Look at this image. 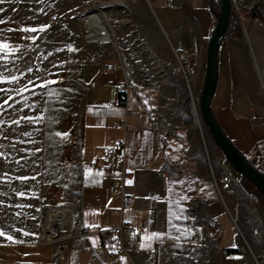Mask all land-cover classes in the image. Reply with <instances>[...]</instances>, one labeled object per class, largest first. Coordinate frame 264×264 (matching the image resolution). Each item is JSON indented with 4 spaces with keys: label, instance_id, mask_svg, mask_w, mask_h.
Returning a JSON list of instances; mask_svg holds the SVG:
<instances>
[{
    "label": "crops",
    "instance_id": "0c3cea01",
    "mask_svg": "<svg viewBox=\"0 0 264 264\" xmlns=\"http://www.w3.org/2000/svg\"><path fill=\"white\" fill-rule=\"evenodd\" d=\"M167 1L147 0L152 13L144 9L150 33L154 31L158 35L159 46L158 50L157 43L148 40L156 62L145 74L168 76L174 69L176 49L184 58L193 59L194 42H197V59L193 64L198 67V80L204 81L209 25L204 20L198 31L196 20L187 15L193 27L192 34L187 23L183 26L179 23V12L189 0H169L171 8L177 9L175 15H166V18L163 12ZM137 2L122 10L145 8ZM4 8H0V20L4 21L0 29L12 24ZM155 9L161 12V18L157 17ZM173 19L178 20L175 28L172 27ZM162 23L172 31L175 45L158 33V24L163 26ZM120 26L117 33L121 31ZM117 43L122 47L120 39ZM96 54V67L88 68V58L82 69L90 78L75 142L55 161L54 178L48 182L56 195V203L78 209V229L83 239L72 242L58 254L57 247L36 243L39 223L28 231H10L0 223L3 233L0 235V264H173L179 260L188 263L187 253L200 254L210 246L218 247L220 264H249L243 244L250 251V243L257 245L254 251L261 248L260 240L264 242L261 194L235 173L231 188L219 190L218 195L214 181L230 169V165L215 144L209 145L186 117L180 116L179 100L168 95L175 89L168 83L157 86L137 82L133 75L140 67L136 59L125 52L115 56L110 51L96 50ZM227 58L230 84L222 89L221 95L216 84L211 111L236 149L264 175V109L249 117V121L242 114L231 84L233 61L229 54ZM110 65L116 66L115 72L105 70ZM120 90L126 97V109L123 105H114ZM121 143L125 147V166L136 171L135 197L126 207L122 206L119 196L109 193V188L121 177V170L108 167L107 160L111 151L113 159L118 157L117 146ZM72 147L80 153V164L61 166ZM94 162L100 166L93 167ZM41 189L36 192L39 212L44 202ZM120 225L128 226L121 232L120 244L124 252L113 259L111 254L119 245L113 231ZM256 227L259 236L252 233ZM133 229L138 230L137 235L132 233ZM25 232L29 235H24ZM8 236L17 242L9 241ZM240 239L243 244L239 243ZM232 248L241 255L226 257L225 250ZM252 255L264 260V248Z\"/></svg>",
    "mask_w": 264,
    "mask_h": 264
},
{
    "label": "rangeland",
    "instance_id": "374dc122",
    "mask_svg": "<svg viewBox=\"0 0 264 264\" xmlns=\"http://www.w3.org/2000/svg\"><path fill=\"white\" fill-rule=\"evenodd\" d=\"M131 3L130 0H3L0 3V8L7 9L6 17L12 18L11 26L0 29V45H7L6 50L0 51V223L8 230H32L40 221L36 192L50 184L55 161L75 142L90 78L82 73L84 62L89 58L88 68L94 69L98 57L96 50L110 51L116 56L111 47L98 46L97 49L83 45L81 18L93 5L120 18L121 31L118 30L116 40L120 39L123 45L120 47L117 43V48L120 54L125 52L138 62L140 69L133 78L142 84L162 86L168 83L172 86L175 90L168 95L179 100L180 116L186 117L199 137L214 145L198 112L203 80H198V67L193 64L197 59V42H194V60L187 57L195 69L189 86L183 78H173L170 74H145L156 62L148 40L155 44L158 35L154 31L150 33L145 18L144 9L152 13L147 0L137 2L145 8L122 10ZM231 3L233 29L219 47L217 88L221 95L230 82L229 54L233 61L231 84L235 101L249 121V117L264 109V0H231ZM176 9L175 6L166 8L163 15L166 18L175 15ZM155 13L161 18L159 10L155 9ZM179 15L180 25L187 23L192 34L188 16L196 20L198 31L206 20L209 38L215 23L207 0H189ZM52 16H57L55 22L49 20ZM177 22V19L172 20L173 28ZM28 28L37 31H23ZM158 30L165 40L175 45L173 33L166 25L158 24ZM23 32L29 34L27 42L20 38ZM175 52L174 68L179 64L178 58L185 59L178 49ZM192 104L201 129L194 124ZM221 124L224 126V122ZM260 241L261 248L253 251L257 245L250 243V251L240 239L249 264H264L263 259L252 255L264 248V242ZM185 259L189 262L179 260L173 264H220V252L217 246H210L194 258L187 256Z\"/></svg>",
    "mask_w": 264,
    "mask_h": 264
},
{
    "label": "built area",
    "instance_id": "2783aa9c",
    "mask_svg": "<svg viewBox=\"0 0 264 264\" xmlns=\"http://www.w3.org/2000/svg\"><path fill=\"white\" fill-rule=\"evenodd\" d=\"M136 1L137 0H130L132 3ZM165 7H171V2L169 0L166 2ZM49 20L51 22H55L57 20V16H52ZM120 24V18L112 16L103 8L93 5L91 10L84 14L81 18L83 45L86 47L108 46L111 47L116 56H118L119 51L116 44V35L117 28ZM20 38L27 42L29 34L23 32L20 34ZM105 70L115 72L116 66H107ZM194 75L195 69L187 58L183 61L179 60V64L170 72V76L172 77L179 76L183 78L188 86ZM119 92L120 96L114 105H123L126 109V97L123 95L124 91L120 90ZM123 124L125 126V121H123ZM131 130L137 131L140 129L131 128ZM117 149L119 151L118 157L113 159V152L111 151L108 156L107 166L119 168L121 170V177L109 188V193L111 195L119 196L122 201V206L126 207L132 204L135 197L136 171L135 169L125 166L124 144H119ZM78 164H80V153L77 148L72 147L68 157L61 162V166L69 167ZM92 166L98 167L100 165L99 163L94 162L92 163ZM234 175L235 171L230 168L226 170L216 181H214V188L218 195L219 190H229L231 188V182ZM41 196L44 199V202L40 208V221L36 236V243L39 245L55 246L57 247L58 254H62L69 244L79 239H83V234L78 229L80 224L78 209L74 206L56 203V195L53 188L49 185L44 186ZM127 228L128 226L120 225L113 231L119 242L116 251L111 254L113 259L116 258L118 253L124 252V249L120 244V239L122 230ZM132 233L137 235L138 230L133 229ZM252 233L253 235L259 236L258 228H254ZM187 255L194 258V255L190 253H187Z\"/></svg>",
    "mask_w": 264,
    "mask_h": 264
},
{
    "label": "water",
    "instance_id": "95a60500",
    "mask_svg": "<svg viewBox=\"0 0 264 264\" xmlns=\"http://www.w3.org/2000/svg\"><path fill=\"white\" fill-rule=\"evenodd\" d=\"M218 1L219 11L215 12L213 2L209 0V9L214 15L215 24L206 46L205 76L198 103V112L210 138L222 152L230 168L247 180L264 197V175L250 165L226 137L211 111V100L216 89L218 75L217 51L226 35L231 15V0Z\"/></svg>",
    "mask_w": 264,
    "mask_h": 264
},
{
    "label": "trees",
    "instance_id": "16d2710c",
    "mask_svg": "<svg viewBox=\"0 0 264 264\" xmlns=\"http://www.w3.org/2000/svg\"><path fill=\"white\" fill-rule=\"evenodd\" d=\"M207 2H208V6H209V0H207ZM213 9H214L215 12L219 11V1L218 0H213ZM240 10H242V9H240ZM233 11H234L233 4L231 3V15H230V20H229V25H228V29H227L226 35L228 33H230L232 31V29H233V21L231 19V16L233 15ZM241 12L244 13V11H240V13ZM212 18H213V23H215V18H214L213 14H212ZM223 39H222V41H223ZM219 47H220V45H219ZM219 47H218V51H217V62H218ZM263 199H264V197H263ZM224 254H225L226 257H234V256H240L241 255V253L237 249H234V248L226 249Z\"/></svg>",
    "mask_w": 264,
    "mask_h": 264
},
{
    "label": "snow or ice",
    "instance_id": "6c2138e0",
    "mask_svg": "<svg viewBox=\"0 0 264 264\" xmlns=\"http://www.w3.org/2000/svg\"><path fill=\"white\" fill-rule=\"evenodd\" d=\"M0 3H3V0H0ZM0 23H4V21L3 20H0ZM23 31H28V32H35V31H37V29H35V28H28V29H23ZM6 48H7V45H0V51H4V50H6ZM6 103V102H5ZM102 174V173H101ZM130 183V182H129ZM0 235H3V233L2 232H0ZM24 235H29L27 232H25L24 233ZM156 236V234H153V237H155ZM153 237H146L145 239H151V238H153ZM7 239L9 240V241H12V237H10V236H8L7 237ZM12 242H17V241H12ZM141 247H144V245L142 244L141 245Z\"/></svg>",
    "mask_w": 264,
    "mask_h": 264
},
{
    "label": "bare ground",
    "instance_id": "6f19581e",
    "mask_svg": "<svg viewBox=\"0 0 264 264\" xmlns=\"http://www.w3.org/2000/svg\"><path fill=\"white\" fill-rule=\"evenodd\" d=\"M191 112H192L194 124H196L198 126V128L201 129V123H200L199 117L197 115V111H196L193 104L191 106Z\"/></svg>",
    "mask_w": 264,
    "mask_h": 264
}]
</instances>
